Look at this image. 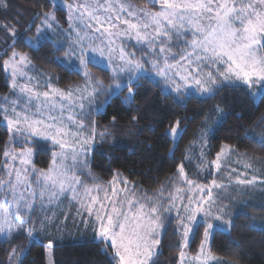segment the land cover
Listing matches in <instances>:
<instances>
[{
	"label": "snow or ice",
	"instance_id": "6c2138e0",
	"mask_svg": "<svg viewBox=\"0 0 264 264\" xmlns=\"http://www.w3.org/2000/svg\"><path fill=\"white\" fill-rule=\"evenodd\" d=\"M150 2L155 3V0ZM0 4L6 7L4 0H0ZM68 8L70 10L68 19L74 20L81 26L80 29L74 30L76 44L82 45L85 40L94 42L96 34L101 38V42H106L107 45H114L117 38H132L137 43L148 44L152 54L156 55V59L149 63L155 70V74L165 81V87L175 79L180 81L174 83L169 92L174 91L177 95L187 94L194 85V90L199 94L212 96L225 84H235L240 81L246 86H258L259 89L264 90V0H161L162 10L158 12L136 8L130 0H82L75 6L69 4ZM73 13L76 15L73 16ZM50 19L54 20V16L51 13H45L41 25L36 27L37 35L26 39L33 43L45 39V30L52 28ZM3 27L11 31L15 40V31L9 29L8 25ZM89 33L92 35L90 36ZM187 35H191L193 39L191 41L185 39L182 42L187 44L191 51L181 56L175 64H170L169 59L175 58L171 55V44L174 38L179 40L181 36ZM81 50L83 51V48ZM92 51H99L101 56L104 54L100 48H93ZM107 51L110 54L118 53L119 62L111 69L113 84L105 86L102 81L93 80L85 71L84 75L88 82L79 97L81 115H87L84 112L83 101L93 100L100 94L107 93L110 99L112 95H117L127 87L128 95L124 99L126 101L134 99L133 85L138 84L140 79L148 75L144 64L135 59L134 54L127 53L123 46L108 47ZM18 55L19 61L16 60ZM161 58L163 66L160 63ZM92 59L94 60L95 57ZM27 60V56L13 51L12 57L4 61V65L6 68L11 66L14 78L23 77L24 72L21 71V66ZM88 62L90 61L83 58L80 60V64L85 68ZM108 62L112 63L111 56ZM209 66H215V71L220 77L219 82L213 72H203V68ZM221 67L223 71H220ZM182 72L185 74L181 75ZM125 76H127L126 81ZM15 87L14 82L13 88ZM20 93L22 98L26 95L28 101L22 112L16 111L19 100L11 102L10 115L8 114L9 106H0V112L4 113L3 119L9 131L14 135L50 138L53 144L60 148L59 153H53L54 158L49 170L41 172L37 177V184H42L39 192L41 200L49 188L55 189L47 193L49 202L71 191L72 198L79 200L89 217H94L95 238L103 245V251L109 255L111 264H157L156 258L160 254L161 245L159 236L164 229L161 214L177 209V215H179L181 208L185 213L179 223V227L183 228L181 260L183 261L186 255L183 248L187 247L189 233L198 230L201 226H204V239L201 242L200 254L193 259L199 264H208L210 260L216 259L210 251H205V244L214 231L224 225H230L231 222L224 221L220 215H212L211 206L215 203L212 189L197 183L196 180L189 179L183 163L178 166L176 175L181 183L187 185V188L177 187L174 193H169L166 197L163 195L164 188L154 194L156 199L147 194L137 196L127 187V180L122 181L124 187L117 189L112 186L115 178L110 184V191L103 189V196L99 194L102 188L98 184L93 185L92 188L84 186L83 192L80 193L78 189L83 186V181L75 175L73 168L81 163V157L87 156L90 139L82 136L79 131L72 132L69 127V125L80 129L85 127L83 120L77 121L76 115L69 111L74 108L76 101L71 94L65 96L56 89H52L51 93H40L29 84L20 86ZM42 97L43 101L35 106L34 112L30 113L32 101H41ZM56 97H59L61 101L58 105L55 102ZM57 108L59 115H51L50 113ZM66 111H69V114L65 118ZM215 111L218 115L222 112L219 106ZM65 119L68 123H65ZM214 123L218 124L219 120ZM180 124L181 122L177 121L176 125L171 127L170 135L175 137L180 134ZM211 131L214 129L210 126L209 132ZM93 135H95L94 129ZM249 138L264 145V136L253 132ZM226 148L230 150V146L222 147L221 152L217 153V160ZM4 155L9 156L10 153L5 151ZM17 155L21 158V163L25 164L28 162L27 158L31 155V150L22 151ZM83 163L86 164V160ZM216 167L219 168L220 165L217 163ZM24 173L22 175L21 170L17 169L14 172V181L11 178V172L7 181L0 180V188H6L7 194L13 196L17 205L14 216L19 227L12 222V213L0 211V233L7 230L8 236L23 230L31 237L35 231L32 227L23 228L24 224H31L32 221L30 215L25 217L21 214V207L28 210L34 208V200L27 199L23 192L17 194V189L20 187L30 188L26 170ZM254 180L255 177L251 181L238 182L251 184ZM212 184L216 188L222 187L215 180ZM205 191L207 196L204 195ZM184 192L193 193L187 196L186 204L183 202L182 193ZM195 193L200 195L197 196ZM17 195H19L18 199ZM30 195L34 198L37 193L32 189ZM163 201H167V207L164 206ZM177 201H180L179 205ZM198 214H202L200 220L197 219ZM209 218L220 223L208 222ZM184 219L188 221L187 224L184 223ZM48 222L47 219L42 221L41 230ZM13 255H15V249H13Z\"/></svg>",
	"mask_w": 264,
	"mask_h": 264
},
{
	"label": "trees",
	"instance_id": "16d2710c",
	"mask_svg": "<svg viewBox=\"0 0 264 264\" xmlns=\"http://www.w3.org/2000/svg\"><path fill=\"white\" fill-rule=\"evenodd\" d=\"M132 1L141 6L156 7L148 0ZM4 4L6 7L0 4L2 94L12 92V77L4 61L14 50L27 53L60 88L68 89L86 82L81 71L60 61L66 53L64 47L57 46L51 39H45L37 47L27 42V37L36 34V27L45 13L53 9L52 0H4ZM56 13L62 24L67 25V11L58 7ZM4 25L15 31V40ZM89 68L93 77L102 79L107 85L112 84L111 70L93 63H89ZM133 87L134 99H124L125 87L110 99L108 96L100 110L93 109L87 115L89 130L95 131V145L89 161L92 176L86 170L81 172L85 181L96 178L109 182L121 176L133 183L139 194L154 196L161 188L166 194L178 186L176 174L183 163L189 179L209 186L219 179L215 173L219 161L217 153L225 145L245 158L263 164L264 169V145L249 138L253 132L264 136V91L256 100V87L235 83L225 84L212 96L188 92L177 95L166 91L164 83L150 73ZM217 106L222 110L219 115L215 111ZM3 116L0 112V180L6 175L4 153L9 145L16 150L33 148L35 165L49 168L57 146L48 139L14 135L3 122ZM217 120L219 123H214ZM177 121L181 122V133L175 141L170 130ZM210 126L214 131L209 132ZM223 203L230 204L227 215L231 223L229 230L214 231L210 244L212 253L231 264H264V206L251 201L234 205L230 196ZM163 222L157 264H180L183 237L179 216L174 212L166 213ZM203 232L204 226L194 230L189 245L191 253L200 251ZM69 233L54 244V264H111L109 255L95 237L84 240L73 236V230ZM31 238L25 231L6 241L0 238V264H14L16 257L10 259L13 249L16 255L25 251L19 264H47L46 243Z\"/></svg>",
	"mask_w": 264,
	"mask_h": 264
},
{
	"label": "rangeland",
	"instance_id": "374dc122",
	"mask_svg": "<svg viewBox=\"0 0 264 264\" xmlns=\"http://www.w3.org/2000/svg\"><path fill=\"white\" fill-rule=\"evenodd\" d=\"M151 5L156 6L151 7V6H141L134 1L130 0V2L136 7V8H141V9H147L153 12H158L161 11V0H155V3L150 2ZM53 2V9L49 11L48 13H51L54 16V20L50 19L49 23L52 25L51 29H46V38L45 39H51L57 46L59 47H64L66 49V53L60 61L68 64V65H73L76 67L79 71H81L83 74L85 71H87L91 75V70L89 68V63L97 64L100 66H103L105 68H108L109 70L112 69V67L115 66L116 63H118V53H109L107 51L108 47H113V48H119L120 46H123L125 51L130 54H134V58L137 60H140L144 64V68L147 70V74H151L156 79L161 80L164 83L165 86V81L158 77L155 74V70L152 68L150 61H153L156 59V55L152 54V50L150 46L146 43H137L135 39L132 38H117L115 40L114 45H107L106 42L102 43L101 38L96 34V37L94 39V42L92 40H85L82 45L74 43L76 41V36H75V31L76 29H80L81 26L76 23L74 20L70 21L68 19V24L64 25L60 21L56 9L58 7L64 8L67 13L68 17L70 15V10L68 8V5L71 4L75 6L78 2H82V0H52ZM76 14L73 13V16ZM45 18V15L39 22L38 26L41 25L42 20ZM81 34L83 35V30H81ZM35 35H31L29 37H35ZM91 36L92 33H89ZM45 39L41 40L38 43H33L32 41L27 40L28 43H30L32 46L37 47L39 46ZM188 40L191 41L193 37L191 35L187 36H181L179 40H176L174 38V42L171 44V55L174 56V59H169L170 64H175L181 56L185 55L187 52L191 51V48L183 43V40ZM83 48V51L81 50ZM93 48H100L103 50V56H101L99 51H92ZM15 52L27 56L28 60L25 64L21 66V71L24 72V76L20 77H13L12 76V68L11 66L7 67V72L8 74L11 75L12 77V92L7 93V94H2L0 92V106L7 105L9 106V112L8 114H11V102L15 100H19V106H17L16 111H23L25 104L28 103L26 95L22 98L21 93H20V86L24 84H29L30 87H34L36 91L40 93L44 92H52V89H56L59 92L65 94L67 96L68 94H71L72 98L74 101H76L74 108L70 109L69 111L73 112L76 115L77 121L83 120V123L85 127L82 129L74 127L72 125H69L71 128L72 132H77L79 131L80 134L84 137H87L90 139V147L88 149V153L86 157H81V163L76 164V166L73 168V172H75V175L79 176L81 180L83 181V186H81L78 191L80 193L83 192V187L87 186L88 188H92L93 185H101V192L99 193L101 196H103L104 192L103 189H108L110 191V184H112L113 181L105 182V181H98L96 178H92L93 181L87 182L84 180L82 177V171L86 170L87 173H89L90 176H92L91 171H90V166H89V161L91 157V153L93 150V147L95 145V135H93V132L89 130V121L87 118V115L91 112V110L96 109L100 110V106L105 102L107 97L109 96L107 93L97 95L93 100H85L83 101L84 103V112L87 113L86 116L81 115V110L79 107V97L81 95V91L84 88L85 84L88 82L86 79V82L84 84H80L77 86H73L68 89L60 88L57 85L54 84L52 81L49 73H46L42 71L29 57L27 53L21 52L19 50H14ZM67 54V55H66ZM111 56L112 63H109V57ZM12 57V54L7 60H10ZM92 57H95L93 60ZM88 60L90 62L87 63L86 68L85 66L80 64L81 59ZM16 60L19 61V55L16 57ZM161 66H163V59L161 58ZM224 69L221 67L220 71H223ZM213 72V75L216 76L217 81L219 82L220 77L215 71V66H209V67H204L203 72ZM185 73H181L183 75ZM143 75V74H142ZM85 76V75H84ZM31 78V79H29ZM86 78V77H85ZM91 78L93 80H100L103 82L105 86L107 84L99 78H96L95 76L93 77L91 75ZM124 80H127V76L124 77ZM15 82L16 87L13 88V83ZM180 81L178 79H175L173 82H170L167 87H165L166 91H169L170 88L173 87L174 83H179ZM237 83H243L242 81L237 82ZM113 84V82H112ZM244 84V83H243ZM47 85V86H46ZM134 88V87H133ZM195 86L193 85L192 88L188 91V93H196L199 94L197 91L194 90ZM115 91V89H114ZM264 90L259 89L257 86L254 92V96L256 100H258L261 96V93ZM135 92V89H134ZM174 92V91H172ZM86 95V93H85ZM128 95V89L126 91V96ZM201 95V94H200ZM43 101V97L41 98V101H32V106L30 107L29 111L34 112L35 111V106L38 103H41ZM55 102L57 105L61 102L59 97L55 98ZM65 104L67 106V102L65 101ZM69 111H66L64 113L65 118L69 114ZM51 115H59V109L52 111L50 113ZM4 115V113H3ZM3 122L7 125L6 121L3 119ZM65 123H68L67 119H65ZM91 132H89V131ZM181 133V132H180ZM208 134V133H206ZM180 135V134H179ZM178 136H172V138L176 141L178 139ZM37 137V136H35ZM40 138L48 139L51 140L50 138L42 137ZM52 141V140H51ZM10 142H12V139H10ZM57 150L55 153L60 152V148L58 145ZM31 150V155L27 158L28 162L25 164L21 163V158L17 155L18 153L25 151V150ZM7 152L10 153L9 156H5V166H6V175L2 178V181H7L9 177V173H12V179L14 181L15 176L14 172L15 170L19 169L21 170V174L24 175V170H26V174L28 177V180L30 182V188L25 189L23 187H20L17 189V194L23 192L25 194V197L29 199L30 201L34 200V208L32 210H28L25 207H21V214L24 215L25 217H28L29 215L31 216V224H24L23 228L27 229L29 227H32L35 229L33 232V235L31 236L32 240H40L44 241L47 245V264H54V244L58 239L64 238L67 233L64 232H71L73 230V236H80L82 235L83 231L85 229L90 228L91 230L94 231L96 224L94 222V217H89L88 213L83 210L81 207V204L78 199H73L72 198V192L67 191L64 195L58 196L56 199H53L51 202H49L48 199V192L55 191V189H47L45 196L43 200H41L39 196V192L42 188V184H37V177L40 175L41 172H45L49 170V168H39L35 165L34 163V157H35V150L31 147H27L24 149H19L16 150L12 146H8L6 149ZM203 155V153H202ZM54 158V157H53ZM86 160V164L83 163V161ZM53 162V160H52ZM57 163H60V161H57ZM218 164L220 165L219 168H215V173L219 175V179H216V183L218 185H222L220 188H216L213 186L211 183L208 187L212 189V194H213V199L215 201L214 205L211 206V212L213 216L220 215L223 217L224 221H230V217L227 215V210H229V205L230 204H225L223 203V200L227 199V197L230 196L231 203L234 205L237 204H242L246 202H259L260 205L264 206V202L261 203L260 201H264V169H263V164L259 162H254L248 158H245L244 156L238 154L234 150L230 148L225 149L224 153L221 155ZM52 165V163H51ZM50 165V166H51ZM203 169V168H202ZM71 174V173H70ZM253 177H255V180L253 183L248 184H240L238 181L243 180V181H251L253 180ZM125 180L123 177L118 176V178L115 180V183L112 184V186L116 187L117 189H120L124 187V184L122 181ZM197 182V181H196ZM198 183V182H197ZM201 184V183H199ZM127 187L129 188L130 191H134L137 196H143L142 194H139L136 189L134 188L133 183H130L128 181ZM180 188H187L186 184L181 183L180 179L178 182V186ZM176 187V188H177ZM34 189L37 193V195L33 198L30 195V191ZM175 190V189H174ZM169 192L174 191H168L166 194H163L165 197L169 195ZM95 195V191L93 192ZM193 193H188L184 192L182 195L184 196V203H187V196L192 195ZM239 194V195H238ZM195 195H200V193H195ZM205 196H207V191L204 193ZM152 197L153 199H156V196H149ZM17 199L19 198V195L16 197ZM7 201V202H5ZM164 206L167 207V201H163ZM177 204H180V201H177ZM207 206V205H206ZM0 211H8L13 214L12 222L19 227L17 219L14 216V213L17 211V205L14 201V198L11 194H7V189L5 188L2 191V188L0 189ZM171 212H174L177 214V209H173ZM170 212V213H171ZM166 212H163L162 215V221H164V215ZM185 213L183 209H179V223L182 217H184ZM202 214H198L197 219H201ZM47 219L49 222L46 225V227L42 229V221ZM208 222H212L213 224H219V221H216L214 219L209 218ZM231 222V221H230ZM164 223V222H163ZM184 223L187 224L188 221L184 219ZM229 225H224L222 228L223 230H229ZM61 229H64V232H60ZM58 230V231H57ZM164 230V229H163ZM163 230L159 236L161 239ZM23 231V230H21ZM13 232L11 236H8L7 230L5 232L0 233V238L4 241L9 240L13 235L21 232ZM180 231L183 232V228H180ZM26 232V231H25ZM194 232V231H193ZM192 233H189L188 237V244L186 248H183L185 251L186 255L183 258V261L180 260V264H199L198 261L193 259L197 255L200 254V251L197 254H193L189 251V245L190 241L192 238ZM213 235V234H212ZM83 237H85L83 235ZM95 237V234H94ZM80 239H84L80 237ZM211 239L212 236L209 237L208 241L205 244V251H210L213 256L216 257L215 260H210L208 264H231L228 262L225 258L220 257L218 255H215L212 253L210 249V244H211ZM49 241H51V245H49ZM183 247V243H182ZM25 251L21 252V254L18 255H13V253L10 255V259L15 258L14 264H19L21 258L24 256Z\"/></svg>",
	"mask_w": 264,
	"mask_h": 264
},
{
	"label": "crops",
	"instance_id": "0c3cea01",
	"mask_svg": "<svg viewBox=\"0 0 264 264\" xmlns=\"http://www.w3.org/2000/svg\"><path fill=\"white\" fill-rule=\"evenodd\" d=\"M57 231H58V230H57ZM60 232H64V229H61ZM64 233H66V232H64ZM69 234H70V233L67 232V235H69ZM83 235H84L85 237H83ZM80 237L84 238V240H86V239H91V238L94 237V231L91 230L90 228L85 229V230L83 231L82 235L78 236V238H80Z\"/></svg>",
	"mask_w": 264,
	"mask_h": 264
}]
</instances>
